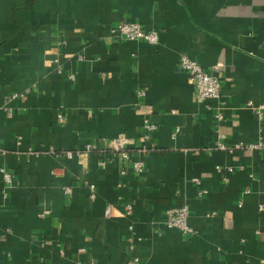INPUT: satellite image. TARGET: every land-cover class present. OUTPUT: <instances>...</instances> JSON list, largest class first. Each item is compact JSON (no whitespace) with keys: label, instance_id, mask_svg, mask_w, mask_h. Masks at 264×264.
<instances>
[{"label":"crops","instance_id":"crops-1","mask_svg":"<svg viewBox=\"0 0 264 264\" xmlns=\"http://www.w3.org/2000/svg\"><path fill=\"white\" fill-rule=\"evenodd\" d=\"M123 20L159 42L115 36ZM180 55L221 77L211 110ZM249 101L264 102V0H0V264H264V116ZM147 116L140 173L63 154L139 147ZM182 205L193 234L163 225Z\"/></svg>","mask_w":264,"mask_h":264},{"label":"built area","instance_id":"built-area-1","mask_svg":"<svg viewBox=\"0 0 264 264\" xmlns=\"http://www.w3.org/2000/svg\"><path fill=\"white\" fill-rule=\"evenodd\" d=\"M115 36L134 41H144L150 44H157L160 39V35L156 30H147L139 22L123 20L120 21L113 29ZM178 67L188 74L189 82L195 88V96L199 103H204L208 109L211 110L212 106L209 104L210 101H221L222 95V83L221 77L214 73V70L205 69L198 61L189 57L188 55H180L178 59ZM73 78V75L71 76ZM138 99H143L147 90L145 87H140L137 90ZM24 93H15L12 95L13 98L23 97ZM249 106H255L253 101L248 102ZM255 111L260 118L264 116V102L255 106ZM216 120L219 122L224 119L223 113L217 111L214 113ZM58 120L60 122L65 121V116L62 112L58 113ZM157 129V125L147 116L144 119V134L143 143L141 146L136 148H130L129 141L124 136H118L106 142L105 145L101 146L97 141L86 142L83 149L74 151H65L63 154L68 158H73L74 155H80L82 153H93L95 151H111V153L99 154V164L102 166L113 162L116 158H121L128 162L133 170L137 173L143 171V161L141 156L150 150L154 149V144L152 140V134ZM222 136H219L215 147L218 149H257L262 148L263 143H237L234 147L227 146L222 140ZM2 150L0 145V151ZM130 150V151H129ZM134 156L136 158H134ZM4 175V180L6 183H11L13 180V175L11 172L2 168L1 170ZM229 171H232L230 168ZM121 174L125 175L126 170L122 169ZM199 182L198 179H195ZM94 186L92 185V188ZM66 192H70V188H65ZM205 190H201L200 193H205ZM95 193L91 194V197H95ZM131 209V205L127 207ZM261 209L264 207L261 206ZM212 214V213H211ZM214 214V213H213ZM189 218V207L187 205H182L179 207L168 209L163 221V225L168 229H174L182 232L183 234H193L194 229L188 223ZM126 264H145L138 256L131 255Z\"/></svg>","mask_w":264,"mask_h":264},{"label":"trees","instance_id":"trees-1","mask_svg":"<svg viewBox=\"0 0 264 264\" xmlns=\"http://www.w3.org/2000/svg\"><path fill=\"white\" fill-rule=\"evenodd\" d=\"M103 153L109 154V153H111V151H95V152H93V154L96 155L97 157L99 154H103Z\"/></svg>","mask_w":264,"mask_h":264}]
</instances>
